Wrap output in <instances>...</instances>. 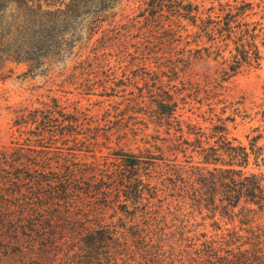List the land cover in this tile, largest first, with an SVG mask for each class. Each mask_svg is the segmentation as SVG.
<instances>
[{"label":"trees","instance_id":"16d2710c","mask_svg":"<svg viewBox=\"0 0 264 264\" xmlns=\"http://www.w3.org/2000/svg\"><path fill=\"white\" fill-rule=\"evenodd\" d=\"M247 12L243 5L206 8L191 0H0V56L29 63V71L49 80L65 65L70 26L82 20L93 30L130 15L209 33L206 57L219 75L187 82L199 112L192 114L208 125L181 119V92L177 99L160 95L135 135L142 136L138 153H117L112 163L63 152L79 121L63 112L60 98L21 109L14 124L22 142L0 149V264H121L130 249L146 253L140 264H264V125L247 135V144L231 137L236 114L223 95L226 82L263 60L264 28ZM205 59L161 64L151 86L187 78L189 67ZM260 106L264 123V96ZM186 150L198 158L188 175L171 170L153 185V163L167 151ZM93 195L97 206L88 201ZM99 206L112 208L117 221L104 223Z\"/></svg>","mask_w":264,"mask_h":264},{"label":"rangeland","instance_id":"374dc122","mask_svg":"<svg viewBox=\"0 0 264 264\" xmlns=\"http://www.w3.org/2000/svg\"><path fill=\"white\" fill-rule=\"evenodd\" d=\"M191 1L206 8L220 3L243 5L248 9L247 13L253 14L249 21L259 22L264 28V0ZM124 13L136 12L128 10ZM134 16H118L113 21L99 23L93 30L82 20L70 26L65 65L52 72L54 81L29 71V63L6 62L0 56V149L22 142V129L14 124L17 113L26 107H36L49 96L60 98L63 112L79 121L74 126L76 134L69 136L63 152L78 151L79 157L88 162L97 156L101 157L100 163H112L117 153H138V141L142 136L137 138L135 135L151 119V107L163 94L177 99L181 92L180 97L185 98L180 102L181 119L190 118L193 122L199 121L201 126L208 125L192 114L199 112L191 101L187 82L217 75V64L206 57L213 36L188 27L185 22L166 21V27L162 28L155 21ZM261 52L263 60L259 68L245 69L224 84L227 88L223 95L231 103L229 113L236 114V122L228 127L230 136L244 144L254 128L263 129L264 125L261 116L257 115L264 96V44ZM188 55H204L206 59L191 65L187 78L151 86L149 79L160 71L161 64L172 67L171 61ZM196 162L198 158L192 150L178 155L167 151L153 163L148 174L152 175L153 185H156L161 175H170L171 170L188 175L187 171ZM115 189L112 187L106 196L111 197ZM92 198L88 201L97 206V196ZM118 203L126 202L120 198ZM159 204L166 205V201ZM100 207L95 213L104 219V223L117 221L118 215L112 208ZM132 247L135 249L134 243ZM146 256L145 252L130 249V253L121 257L120 263L140 264Z\"/></svg>","mask_w":264,"mask_h":264}]
</instances>
